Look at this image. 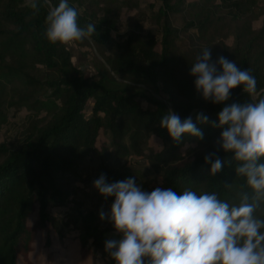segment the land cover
<instances>
[{
	"label": "trees",
	"instance_id": "trees-1",
	"mask_svg": "<svg viewBox=\"0 0 264 264\" xmlns=\"http://www.w3.org/2000/svg\"><path fill=\"white\" fill-rule=\"evenodd\" d=\"M120 6L138 7L0 0V126L3 105L28 112L22 137L0 142V264H30L39 231L47 249L51 228L65 243L58 207L105 264H264V0H153L151 28L134 14L115 35ZM62 34L98 45L109 70L86 74ZM92 161L96 181L119 191L139 184L135 164L159 177L148 229L133 208L102 220L71 205Z\"/></svg>",
	"mask_w": 264,
	"mask_h": 264
},
{
	"label": "rangeland",
	"instance_id": "rangeland-1",
	"mask_svg": "<svg viewBox=\"0 0 264 264\" xmlns=\"http://www.w3.org/2000/svg\"><path fill=\"white\" fill-rule=\"evenodd\" d=\"M29 1V0H26ZM138 7L133 9H127L125 7H117L119 22L118 33L122 35L125 31V23L129 16L134 14H140L143 25L146 29L151 28L149 23V15L151 9L149 4L153 0H134ZM63 35L65 45L68 47L71 56L76 65L80 66L86 74L93 75L96 72H103L109 70L106 62L103 59L104 50L98 45L94 44L90 40L81 41L82 45H76L72 42L71 38ZM232 38L227 42L232 43ZM113 76V74L111 73ZM114 76L120 82H124L120 75ZM145 106H148L143 102ZM2 110L6 116L5 122L0 126V142H15L22 137L23 130L26 125L28 112L26 109H17L9 107L6 104L3 105ZM248 112L242 114V119L239 122V127L245 131L244 122L247 119ZM106 136L102 135L100 140H105ZM155 146L157 142H153ZM109 146L108 140L106 141ZM138 175L140 176L139 184L131 191H119L107 181L97 182V161L86 163L81 172L78 180L71 185L70 198L74 200L71 205L79 203L81 210H92L102 220L110 212L119 213L120 211L127 209H135L136 215V229L137 231H143L148 229L152 225L153 212L159 203V194L162 192L160 188V180L157 175L152 173L146 165H137ZM68 209L66 207H58L52 210V213L58 219V226L62 228L65 234V243L58 240L57 233L54 228H51L50 234L54 240L49 249L44 247L43 232H38L37 240L34 243V250L29 253L28 260L30 264H105V257L100 252L94 253L88 251L85 253L82 251L77 243V231L70 225H65L66 214ZM31 222V220H30ZM142 242L138 239L127 240L124 243L126 248H139ZM202 254H215L216 258H219L222 262L224 260L223 253L219 250L211 241H202L200 244ZM49 250L52 251L51 255H48ZM19 264H27L24 260H21ZM131 264V263H128ZM204 264H211L207 258Z\"/></svg>",
	"mask_w": 264,
	"mask_h": 264
},
{
	"label": "water",
	"instance_id": "water-1",
	"mask_svg": "<svg viewBox=\"0 0 264 264\" xmlns=\"http://www.w3.org/2000/svg\"><path fill=\"white\" fill-rule=\"evenodd\" d=\"M56 14H57V12L56 11H54ZM85 36V35H84ZM86 37V36H85ZM87 38V37H86ZM89 40V39H88ZM91 41V40H90ZM112 74H113V77L118 81V79L114 76V73L113 72H111ZM251 96H252V99L255 101L256 100V95L253 93V92H251Z\"/></svg>",
	"mask_w": 264,
	"mask_h": 264
}]
</instances>
